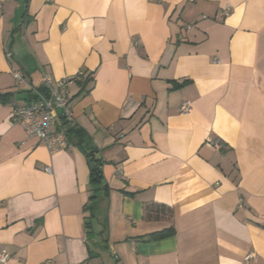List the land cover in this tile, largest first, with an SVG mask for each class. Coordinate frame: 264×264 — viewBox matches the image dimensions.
<instances>
[{
	"label": "crops",
	"instance_id": "1",
	"mask_svg": "<svg viewBox=\"0 0 264 264\" xmlns=\"http://www.w3.org/2000/svg\"><path fill=\"white\" fill-rule=\"evenodd\" d=\"M80 72L68 128L99 150L96 192L75 135L50 153L10 124L11 102L26 105L45 73ZM6 93V264H264V0H0ZM147 204L172 219H146Z\"/></svg>",
	"mask_w": 264,
	"mask_h": 264
},
{
	"label": "built area",
	"instance_id": "2",
	"mask_svg": "<svg viewBox=\"0 0 264 264\" xmlns=\"http://www.w3.org/2000/svg\"><path fill=\"white\" fill-rule=\"evenodd\" d=\"M231 10L227 6L222 15L228 17ZM190 28L191 26L188 27V29ZM15 79L18 86L25 83V77L20 73H15ZM86 79L83 72L60 80L45 73L42 89L36 90L26 105H19L15 101L11 102L10 124L22 127L28 138L41 142L50 153L72 150L74 144L68 136V125L73 121L69 87L71 84L83 83ZM190 108V103L185 102L181 106V112L188 113ZM207 145L213 149L223 148V143L219 139H209ZM45 171L51 173V168L46 167ZM9 258L10 254L5 249L1 254L0 263L6 264Z\"/></svg>",
	"mask_w": 264,
	"mask_h": 264
},
{
	"label": "trees",
	"instance_id": "3",
	"mask_svg": "<svg viewBox=\"0 0 264 264\" xmlns=\"http://www.w3.org/2000/svg\"><path fill=\"white\" fill-rule=\"evenodd\" d=\"M28 2V0H27ZM35 73H31L30 75H34ZM88 80V79H87ZM87 80H85L83 83L79 84H87ZM35 89L41 90L42 88L35 87ZM12 94L6 93V94H0V101H4L8 99ZM78 139L79 144L82 148V150L87 155V158L89 160V163L91 164V185L93 186L94 191H99L103 188H105V185L103 183V163L101 161V158L99 157V150L96 147H93V149L89 150L90 144L87 143L89 140L88 136L80 129H76L74 127L68 128V136H74ZM127 195H132L129 193H126ZM95 195L91 197V199H94ZM145 212V218L148 220H171L172 219V210L165 206V205H159V204H147L144 207ZM176 230L173 226H171L168 229H165L161 232L153 233L148 237V241H160L166 238H170L175 236Z\"/></svg>",
	"mask_w": 264,
	"mask_h": 264
},
{
	"label": "water",
	"instance_id": "4",
	"mask_svg": "<svg viewBox=\"0 0 264 264\" xmlns=\"http://www.w3.org/2000/svg\"><path fill=\"white\" fill-rule=\"evenodd\" d=\"M87 143L90 144V143H91V140H88ZM88 149H89V150L93 149V146L90 145ZM89 164H90V163H89ZM90 167H91V164H90Z\"/></svg>",
	"mask_w": 264,
	"mask_h": 264
}]
</instances>
